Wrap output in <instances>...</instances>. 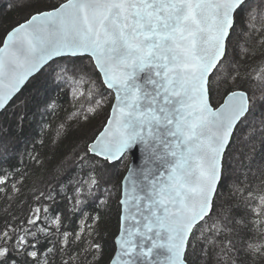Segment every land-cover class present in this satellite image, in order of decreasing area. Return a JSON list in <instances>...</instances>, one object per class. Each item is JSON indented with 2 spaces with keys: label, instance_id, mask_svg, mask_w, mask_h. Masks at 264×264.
<instances>
[{
  "label": "snow or ice",
  "instance_id": "snow-or-ice-1",
  "mask_svg": "<svg viewBox=\"0 0 264 264\" xmlns=\"http://www.w3.org/2000/svg\"><path fill=\"white\" fill-rule=\"evenodd\" d=\"M209 4L216 8L212 17L203 10ZM261 5L264 0H32L24 19L0 38V264H101L109 244L106 264H132L138 255L153 264L155 225L168 227L169 210L175 214L186 202L183 185L200 157L212 163L214 187L202 193L206 214L173 264L264 258V244L241 239L237 248L233 237L256 221L233 216L222 191L232 179L225 167L238 134H251L244 137L250 153L256 132L264 142V95L256 94L264 90L256 87L264 84V63L241 74L253 45L264 46V25L256 23L264 20ZM21 7L20 0H0V18ZM217 55L207 73L208 106L194 110L196 89L184 83L190 69L183 65ZM222 73L235 87L216 103L213 81ZM245 79L247 86L240 83ZM230 97L245 103L230 111ZM76 121L84 132L65 149ZM42 168L48 176L29 183ZM247 174L245 168L232 184L233 200L243 198L239 185ZM26 185V198L17 200ZM113 201L118 227L109 241L103 222ZM251 211L264 228V196Z\"/></svg>",
  "mask_w": 264,
  "mask_h": 264
},
{
  "label": "trees",
  "instance_id": "trees-1",
  "mask_svg": "<svg viewBox=\"0 0 264 264\" xmlns=\"http://www.w3.org/2000/svg\"><path fill=\"white\" fill-rule=\"evenodd\" d=\"M24 7L13 10L12 12H8L4 14L2 18H0V38L3 37V33L11 28L14 24L24 19L26 15V9L28 5L32 3V0H20ZM47 3H54L55 0H46ZM44 3H40L37 7H43ZM264 7V5H261ZM257 25H264V20H260L259 18L256 21ZM244 21L239 22L238 29L243 28ZM235 43V41H234ZM254 55L249 56L247 59L241 60V63L244 67L241 69V74H245L249 69H254L257 66H260L264 63V46L253 45ZM214 89L218 91L217 95L219 99L223 97V93L225 88L228 86L235 87V82L229 80L228 75L221 74L218 79L213 81ZM240 83L245 84L246 86L251 82L247 79L240 81ZM256 87L260 89H264V84L257 85ZM35 90L30 93H26L25 99L28 100L32 95H34ZM215 93V91H214ZM257 96L264 95V90L258 91ZM214 100V96H213ZM70 111L73 109L74 105H65ZM19 111H23V107L18 109ZM107 109L100 112V114L96 117L95 120L91 122L93 126H99L100 121L103 119V116ZM100 118V119H99ZM14 119V117H13ZM97 119H99L97 121ZM78 121L74 122L72 125L74 135L65 143V149L70 148L72 142L78 138L79 135L83 134L84 129L78 128L76 126ZM258 127V125H257ZM240 139L232 146V152L228 157V165H232L231 167H225V174L231 176L232 179L229 181L228 189L222 190L224 191V197L230 202L232 207L233 216H238L240 214H244L251 218V220L256 221L255 224L252 225L251 231H242L238 235L233 237V241L236 244L237 248L240 247L239 241L241 239H246L249 242H253L256 244H264V228L260 227L259 221L255 213L251 211V209L259 206V197L264 196V192L259 191L260 188L264 187V142H262L260 133L256 132V140H255V148L254 151L250 153L249 151V140L244 139L245 136H250L251 134L247 130V133H239ZM249 154L252 156L251 161L245 160V155ZM55 163V159L51 162ZM129 161H127L124 165L125 168L128 167ZM51 167V164L49 165ZM245 168L248 169L247 174V182L239 185V190L241 196L243 198H237L235 200L232 199V184L236 181H240L242 174L244 173ZM48 176V170L46 168H42L38 173H34L31 177L29 183L35 182L39 184L40 180L44 179ZM252 187V192L248 191L249 187ZM25 192L21 193L16 197L17 200L26 198L27 196V185L25 186ZM248 197H251V200H248ZM221 205L224 203V199L220 201ZM16 207L15 202L13 203V208ZM104 227L108 229V240L110 241L112 238V234L116 232L118 227V219H117V208L116 201L112 202V212L107 214L105 219ZM210 223V222H209ZM111 251L110 244L106 247L105 251V261H101V264H106L107 256ZM235 256V254H233ZM243 264H264V258L261 257H241ZM213 264H219L218 261H214ZM236 264H240V261H236Z\"/></svg>",
  "mask_w": 264,
  "mask_h": 264
},
{
  "label": "water",
  "instance_id": "water-1",
  "mask_svg": "<svg viewBox=\"0 0 264 264\" xmlns=\"http://www.w3.org/2000/svg\"><path fill=\"white\" fill-rule=\"evenodd\" d=\"M203 10L206 12V17H212L213 13L216 11V8L213 5L209 4L204 5ZM205 23L211 26L207 18H205ZM32 27L35 28L36 25H33ZM5 47H7V44L5 45ZM220 51L222 52V45ZM216 59H219V55H217L215 59L210 56L209 60L205 63H201L199 60H197L195 65H183V68L190 69L189 72L185 73L184 83L188 87L196 89V92L194 93L196 97L194 101V110H203L208 106L209 97L207 84L209 83V81L207 73L212 72V66H214ZM100 66L103 68V60L100 61ZM107 71L108 70L105 69V72ZM103 74L104 72H102V75ZM112 82L116 83L117 81L113 80ZM244 103L245 102L243 100L235 97H230L227 102L230 111L234 110L237 106H243ZM130 122L133 124L138 122L136 120L135 112L130 118ZM207 143L208 142L205 141V144ZM207 154L208 153L206 152L205 155ZM212 170L213 166L210 159L206 160L204 157H200L199 159L193 161L191 165L189 181L186 185H183L185 195L184 197H182V200L186 202L181 204L180 209L176 211L175 214H173V212L169 210V213L167 214L168 220L166 221L168 227L155 225L157 231H159L160 233V236L158 237L159 247H157L154 252L155 259L153 260V264H173L175 253H183L184 245L187 241V234L191 233L192 229L195 228L197 221L203 218L200 213L203 212L206 214L207 209L204 206L202 193L207 191L209 185H212L214 187V184L212 183ZM215 173L216 178L218 179V160L215 162ZM134 195H139L138 189L134 193ZM188 197H191V199L189 200ZM140 207H143L142 203L140 204ZM169 227H171L173 230H183L185 232L184 238H178L175 231H169ZM144 261L145 257H143L142 255H138L132 258V264H144Z\"/></svg>",
  "mask_w": 264,
  "mask_h": 264
},
{
  "label": "rangeland",
  "instance_id": "rangeland-1",
  "mask_svg": "<svg viewBox=\"0 0 264 264\" xmlns=\"http://www.w3.org/2000/svg\"><path fill=\"white\" fill-rule=\"evenodd\" d=\"M240 22H242V21H240ZM217 88H215V93H214V101L216 102V103H219V101L221 100V98L219 99V96L217 95V93H218V91L216 90ZM100 119V118H99ZM99 119H97V121L99 120ZM243 133H247V129H244L243 131H242ZM129 165V164H128ZM232 166V165H231Z\"/></svg>",
  "mask_w": 264,
  "mask_h": 264
}]
</instances>
